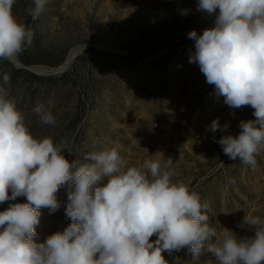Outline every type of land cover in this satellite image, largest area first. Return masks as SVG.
Listing matches in <instances>:
<instances>
[{
    "label": "rangeland",
    "instance_id": "rangeland-1",
    "mask_svg": "<svg viewBox=\"0 0 264 264\" xmlns=\"http://www.w3.org/2000/svg\"><path fill=\"white\" fill-rule=\"evenodd\" d=\"M29 3L17 0L13 11L34 30L33 44L20 57L22 67L0 61V73L11 75L10 96L33 134L68 140L72 153L65 158L79 164L90 163L86 153L114 147L129 166L171 158L174 179L208 203L217 232L254 236L241 224L247 213L264 218V152L253 169L229 159L217 142L238 136L239 123L255 119L254 109L230 108L189 63L195 42L187 34L213 27L218 10L198 11V0H47L33 21L25 11ZM76 46L81 50L65 70L43 76L31 69L61 65ZM38 102L57 116V127L39 122L32 112ZM217 119L223 130L208 131ZM69 190H58L55 213L40 209L36 243L71 223L65 215ZM26 202L18 197L0 204V211ZM163 255L168 264H216L207 253L194 260L186 247Z\"/></svg>",
    "mask_w": 264,
    "mask_h": 264
},
{
    "label": "clouds",
    "instance_id": "clouds-1",
    "mask_svg": "<svg viewBox=\"0 0 264 264\" xmlns=\"http://www.w3.org/2000/svg\"><path fill=\"white\" fill-rule=\"evenodd\" d=\"M16 2L0 0V61L20 68L35 32L14 14ZM46 3L30 0L26 15L38 20ZM197 10L218 14L202 35L187 34L195 42L189 63L230 108L254 109L255 119L241 121L238 136L217 142L229 159L254 169L264 152V0H198ZM10 92L11 75L0 73V204L18 197L27 202L0 211V264H168L163 253L185 247L194 260L207 253L216 264H264V218L245 215L241 226L254 231L250 238L217 232L208 203L174 179L171 158L129 166L114 147L86 153L90 163L69 162L64 153H72L70 142L34 135ZM32 112L41 124L58 126L44 103ZM207 130L223 129L217 119ZM61 187L70 188L65 215L71 223L36 243L40 209L61 207Z\"/></svg>",
    "mask_w": 264,
    "mask_h": 264
},
{
    "label": "bare ground",
    "instance_id": "bare-ground-1",
    "mask_svg": "<svg viewBox=\"0 0 264 264\" xmlns=\"http://www.w3.org/2000/svg\"><path fill=\"white\" fill-rule=\"evenodd\" d=\"M80 50H81V48L78 47V46L72 48L69 51L68 55L66 56L65 61L60 65L59 70H61V71L65 70V68L70 64V62H71L72 58L74 57V55L76 53H78ZM31 69H33V71L35 73H40L42 71V69H44V68H43V66H36V67L34 66V67H31Z\"/></svg>",
    "mask_w": 264,
    "mask_h": 264
},
{
    "label": "water",
    "instance_id": "water-1",
    "mask_svg": "<svg viewBox=\"0 0 264 264\" xmlns=\"http://www.w3.org/2000/svg\"><path fill=\"white\" fill-rule=\"evenodd\" d=\"M69 66V65H68ZM67 66V67H68ZM22 67V66H21ZM66 67V68H67ZM44 69H42V71L40 73H38L39 75H43V76H47V75H51V74H54V73H58V72H61V70H59L60 68V65L56 66V67H46V66H43ZM65 68V69H66ZM26 69V68H24Z\"/></svg>",
    "mask_w": 264,
    "mask_h": 264
}]
</instances>
